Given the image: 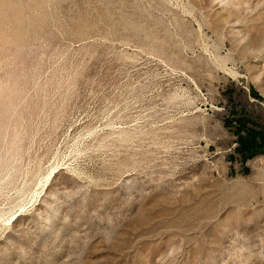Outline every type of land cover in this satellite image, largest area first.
Masks as SVG:
<instances>
[{
  "label": "rangeland",
  "instance_id": "1",
  "mask_svg": "<svg viewBox=\"0 0 264 264\" xmlns=\"http://www.w3.org/2000/svg\"><path fill=\"white\" fill-rule=\"evenodd\" d=\"M235 106L264 0H0V264H264Z\"/></svg>",
  "mask_w": 264,
  "mask_h": 264
},
{
  "label": "trees",
  "instance_id": "2",
  "mask_svg": "<svg viewBox=\"0 0 264 264\" xmlns=\"http://www.w3.org/2000/svg\"><path fill=\"white\" fill-rule=\"evenodd\" d=\"M251 96L257 101H261L262 97L251 91ZM235 106L232 112V118L225 120V126L233 129L236 136V152L240 156L242 164L249 160L264 155V118L261 114H254L245 110L243 107L237 110Z\"/></svg>",
  "mask_w": 264,
  "mask_h": 264
},
{
  "label": "clouds",
  "instance_id": "3",
  "mask_svg": "<svg viewBox=\"0 0 264 264\" xmlns=\"http://www.w3.org/2000/svg\"><path fill=\"white\" fill-rule=\"evenodd\" d=\"M106 239H110V235H106Z\"/></svg>",
  "mask_w": 264,
  "mask_h": 264
}]
</instances>
